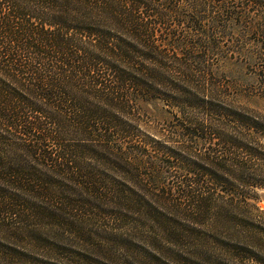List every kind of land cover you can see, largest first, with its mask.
<instances>
[{
  "label": "trees",
  "instance_id": "16d2710c",
  "mask_svg": "<svg viewBox=\"0 0 264 264\" xmlns=\"http://www.w3.org/2000/svg\"><path fill=\"white\" fill-rule=\"evenodd\" d=\"M254 98L264 0H0V264H264Z\"/></svg>",
  "mask_w": 264,
  "mask_h": 264
},
{
  "label": "rangeland",
  "instance_id": "374dc122",
  "mask_svg": "<svg viewBox=\"0 0 264 264\" xmlns=\"http://www.w3.org/2000/svg\"><path fill=\"white\" fill-rule=\"evenodd\" d=\"M239 47V46H238ZM225 48H229L228 46ZM260 49L252 47V46H247L246 49L243 50V52L246 54V61L248 65L249 63H251L252 65L255 63V60L253 59V57L255 58V53H253L254 51H258ZM242 57H244L242 60L245 59V56L242 55ZM250 103H254V105L256 107H258L260 109V111H264V101L258 98H254L253 102ZM178 119L176 118L175 114H173V110L171 107L167 105H164L163 103H159L155 109H151V111H149V114L147 116V121H148V128L144 129V134L147 136V138H145V140H147V143H152L154 145V143L152 141H160L163 143H169L172 144V141H175V135H173L172 133H170L169 131L175 132L176 129H171V127H173L175 124L178 123L177 121ZM150 143V147H156L153 146ZM176 145V144H175ZM259 195H260V202H259V206L260 208L264 211V190H260L259 191ZM111 264V262H110Z\"/></svg>",
  "mask_w": 264,
  "mask_h": 264
}]
</instances>
